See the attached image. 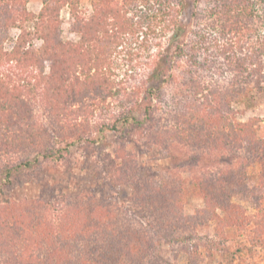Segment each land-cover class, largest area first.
<instances>
[{"label":"trees","instance_id":"obj_1","mask_svg":"<svg viewBox=\"0 0 264 264\" xmlns=\"http://www.w3.org/2000/svg\"><path fill=\"white\" fill-rule=\"evenodd\" d=\"M29 1L0 0L2 190L6 182L22 178L33 166L35 155L34 163L40 157L51 160L70 141H96L98 131L118 129L119 121L131 120L136 128H146L155 117L154 100L162 102L168 83L174 90L166 111L170 121L156 128L155 141L207 148L213 144L231 151V162L241 160V150H246L249 156L254 152L253 157L262 159L264 167V138L257 135L259 117L242 121L234 108L253 91H264V27H260L264 25V0H208L202 7L199 2L203 0H195L193 23L182 17L187 8L183 0H95L88 16L80 9L81 0H44L38 13L28 9ZM64 7L70 10L71 32L79 35L78 40L63 37ZM14 28L20 33L6 48ZM147 50H155L152 58L149 55L151 71L128 89L113 68L121 58L134 67V60ZM36 95L54 125L48 121L50 128L42 133L34 118L32 98ZM109 98L117 102L114 109L110 103L103 106ZM108 106L114 110L109 118ZM99 108L107 118L95 126L92 120ZM140 110L145 117H137ZM103 160L109 180L132 183L134 200L149 210L156 206L151 212L156 227L173 243L182 241L181 249L191 258L201 257V246L208 244L205 240L200 245L192 233L211 220L216 222L215 236L219 237L227 227L245 229L248 220L255 224L256 233L264 230V182L250 188L240 179L244 169L231 165L214 179L202 178L198 185L205 207L187 214L180 183L170 186L141 177L136 161L116 167L109 155ZM239 192L255 200L257 217H248L233 202ZM5 195L1 191L0 204L8 203ZM80 200L65 201L59 207L39 200L34 207H45L46 212L40 214L23 208L22 224H14L23 242L15 244L12 237L6 238L4 232L12 225L5 223L0 264H165L153 257L149 247L145 249V228L134 226L133 219L129 224L122 221L112 210L103 212L99 203L84 206ZM55 212L59 220L51 224L47 217ZM249 239V250L260 244L259 237ZM227 248L221 264H235V253Z\"/></svg>","mask_w":264,"mask_h":264},{"label":"rangeland","instance_id":"obj_2","mask_svg":"<svg viewBox=\"0 0 264 264\" xmlns=\"http://www.w3.org/2000/svg\"><path fill=\"white\" fill-rule=\"evenodd\" d=\"M43 1L30 0L27 7L30 11L38 13ZM93 1L95 0L80 1V9L87 16L92 13ZM183 1L186 3L187 8L183 11L182 17L184 20L192 22V19L190 20L192 3L195 0ZM207 1H200L199 3H202L200 6H204L203 3H207ZM61 18L64 39L78 40L79 35L71 32L72 15L68 7L62 9ZM200 18L205 20L203 15ZM260 27H264V25L260 23ZM19 33L18 28L12 29L10 39L5 45L6 48H9ZM154 51H144L142 58L134 60L132 64L135 65L134 67L124 63L126 61L122 58L117 60L118 66L113 68L117 75L116 78L125 82L124 85L128 89H131L136 81L144 80L151 71L149 63ZM16 74H18L16 76H29ZM205 77L209 79L210 75ZM34 81L32 80L33 83ZM173 91L172 85L169 83L163 87L165 97L161 100L162 102L154 100V103H157V110L152 122L146 123V128H144L145 126L136 128L131 120L130 122L119 121L117 123L118 129H101V131H98L95 134L96 141H70L69 145L65 144L62 153H57V151V154L51 160L40 157L38 162L34 163L36 155L33 156L31 160L33 166L26 169L22 178L10 181V183L6 182V186L3 187L4 190L0 186V193L5 191V197L8 200V203L0 204V235L4 232L2 226L9 223L12 226L7 232H4L6 238L12 237L15 244L21 243L23 239L20 228L18 229V226L14 228V224H22L23 219L20 213L23 208L24 210L29 209L25 211L27 213H30V211L36 214L46 213L44 211L45 207H42V209L38 206L34 207L39 200H42L40 201L42 203L59 207L61 203L65 204V201L77 200L80 197V201L84 206L99 203L103 208V212L112 210L122 221L129 224L133 219L132 224L134 226L145 228L148 237L146 243L148 246L145 249L149 247L153 257L163 259L165 264H189L190 261L192 264H221L225 260L226 247H228L227 249L232 248L235 253V264H264V230L260 231L259 234L256 233L252 229L255 224L250 223L248 219V226L245 229L239 230L236 227H227L226 234L222 237L215 236L216 222L214 220L197 228L192 233V238L199 239L200 245L205 240L208 244L201 246V257L194 256L191 258L190 253L181 249L182 241L178 244L173 243L163 236L164 233L156 227L157 220L151 218V212L156 206H152L149 210L141 204L139 205L133 197L132 183L111 182L110 177L102 169L104 166L103 158L109 155L115 162L116 167H125L127 162L134 163L136 161L141 177L153 178L159 183L170 186H178V183H180L184 190L182 204L184 212L187 214H195L198 209L205 207L206 201L202 193L203 189L198 185L199 181L205 177L214 179L217 176L216 174H220L221 170L226 168L231 169L232 166H235L244 169L245 175L242 176L243 179H240L244 180L250 188L261 186L264 182L263 160L253 157L256 156L253 154L254 152L251 153L252 156L250 155V157L246 150H241L242 159L231 162V158L234 157L231 155V151L220 150L213 144L210 145L211 148H207L192 144H179L178 142H174L173 145L165 140L155 141L153 139L156 128L165 126L170 121L166 111L169 109L167 104L170 102L168 100H170ZM32 99L34 118L39 131L42 133L50 128L48 122L50 119L42 98L36 95ZM109 103L110 107L112 104L113 109L115 103L117 104L115 99L109 98L103 106L105 107ZM110 107L108 106L106 111L108 118L114 111L109 109ZM234 108L238 111L237 117L242 121L259 117L257 135L264 138V91H253L250 98L235 103ZM95 114L92 123H95V126L98 122L100 125L104 123L107 117L102 114H105V111L99 108ZM144 114L141 110L136 112L137 117L143 118L145 117ZM155 120L159 121H156L158 124L153 128L152 124ZM50 123L53 128L52 121ZM36 164L37 166H34ZM243 165L244 168H242ZM232 200L246 210L248 217H257L255 214L258 211V205L253 198L239 192L234 194ZM57 215V212H55V215L49 213L48 221L51 224L57 223L59 220ZM262 219L261 223H264V212ZM250 236L260 238V244L252 247V250H249L251 249L249 246L252 245L251 239H249ZM84 237L88 238V235L86 234Z\"/></svg>","mask_w":264,"mask_h":264}]
</instances>
